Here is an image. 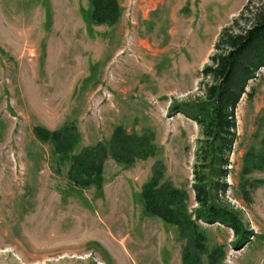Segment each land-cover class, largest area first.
I'll return each instance as SVG.
<instances>
[{"label":"rangeland","instance_id":"1","mask_svg":"<svg viewBox=\"0 0 264 264\" xmlns=\"http://www.w3.org/2000/svg\"><path fill=\"white\" fill-rule=\"evenodd\" d=\"M115 26L89 20L92 0H0V264H185L176 227L146 216L143 185L156 161L165 180L193 190L196 123L177 102L201 96L204 66L224 27L249 0H118ZM237 110L229 188L249 242L201 222L221 264H264V170L245 176L248 154L264 152V68ZM75 124L80 146L109 140L118 126L152 133L159 154L124 168L109 159L103 192L76 189L67 167L34 128ZM260 181L258 187L253 181ZM206 263V257H205Z\"/></svg>","mask_w":264,"mask_h":264},{"label":"trees","instance_id":"2","mask_svg":"<svg viewBox=\"0 0 264 264\" xmlns=\"http://www.w3.org/2000/svg\"><path fill=\"white\" fill-rule=\"evenodd\" d=\"M122 16L118 0H92L89 20L98 26H115ZM264 68V0H249L240 14L220 32L214 52L201 71V96L177 102L178 111L193 120L200 130L196 140L192 190L197 207L190 209V194L165 180V165L156 161L150 179L141 191L146 216L174 226L184 242L182 260L185 264H221L226 258L223 246L209 247L201 222L219 223L239 238L237 245L249 242L254 234L247 229L238 210L221 202L228 191L225 182L230 173V155L237 141L236 110L251 81ZM36 138L53 147L58 170L67 167V179L76 189H96L103 192L106 183L105 166L109 159L124 168L140 161L155 158L159 149L152 133L142 135L118 126L111 138L91 146L82 143L78 127L63 123L50 131L42 126L34 128ZM254 170H264V152L248 154L245 161L241 189L247 191L245 176ZM254 179L252 185L258 187ZM206 257V263H205Z\"/></svg>","mask_w":264,"mask_h":264}]
</instances>
